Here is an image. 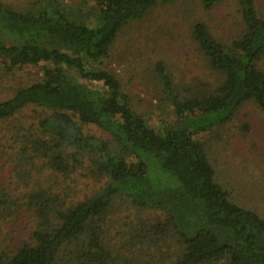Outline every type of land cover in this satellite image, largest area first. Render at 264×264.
<instances>
[{"label":"trees","instance_id":"trees-1","mask_svg":"<svg viewBox=\"0 0 264 264\" xmlns=\"http://www.w3.org/2000/svg\"><path fill=\"white\" fill-rule=\"evenodd\" d=\"M91 1L79 15L57 0L33 10L0 0V68H42L39 80L0 100V127L28 107L41 111L19 135L22 182L33 180L37 187L0 191V212L24 210L32 227L27 239L0 250V264H121L104 243L103 226L116 199L159 213L145 231L174 242L167 264H264V216L236 202L217 182L206 144L195 139L225 124L248 100L264 109V70L258 66L264 17L255 0H236L246 29L230 43L216 39L203 21L191 27L211 66L224 75L215 88L184 96L165 66L156 64L175 115L158 127L132 107L128 92L103 63L127 23L170 0ZM81 123L110 137L87 133ZM83 165L105 179L87 198L67 200L38 184L39 171L69 175Z\"/></svg>","mask_w":264,"mask_h":264},{"label":"rangeland","instance_id":"rangeland-1","mask_svg":"<svg viewBox=\"0 0 264 264\" xmlns=\"http://www.w3.org/2000/svg\"><path fill=\"white\" fill-rule=\"evenodd\" d=\"M2 1L15 9L33 10L46 4V0ZM57 1L66 11L79 15L87 11L84 2L92 3L91 0ZM255 8L264 17V0H255ZM196 21L207 23L213 36L222 43L239 38L246 29L236 0H221L210 7L204 5V0L159 2L142 18L120 30L103 63L128 92L132 107L153 127H158L161 121L171 123L175 119L170 101L164 98L157 63L165 66L176 90L184 96L201 89L211 90L223 80L224 75L211 66L192 36L191 27ZM258 66L264 70V53ZM41 74V65H25L11 72L0 68V100L9 98L16 87L39 80ZM84 82L101 89L95 86L99 84ZM40 115V108L28 107L0 127V191L4 193H22L37 187L33 180L28 184L22 182L19 135ZM81 125L87 133L110 137L95 125ZM195 139L206 144L217 182L236 202L264 216V109L254 100H248L225 124L197 133ZM38 173L40 186L71 201L91 196L105 182L93 176L86 165L69 175L48 170ZM112 205L103 226L104 243L119 262L167 264L172 258L174 242L153 239L145 231L159 213L139 210L120 199ZM31 227L30 216L24 210L16 214L9 212L8 216L0 212V250L13 248L27 239Z\"/></svg>","mask_w":264,"mask_h":264}]
</instances>
